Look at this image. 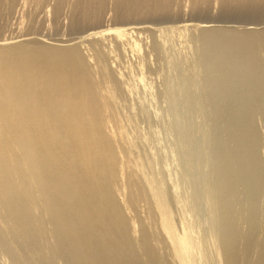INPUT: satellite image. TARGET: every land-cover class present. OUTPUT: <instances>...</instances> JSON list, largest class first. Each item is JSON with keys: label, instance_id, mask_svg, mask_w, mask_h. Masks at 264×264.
<instances>
[{"label": "bare ground", "instance_id": "obj_1", "mask_svg": "<svg viewBox=\"0 0 264 264\" xmlns=\"http://www.w3.org/2000/svg\"><path fill=\"white\" fill-rule=\"evenodd\" d=\"M261 13L0 0V264H264Z\"/></svg>", "mask_w": 264, "mask_h": 264}, {"label": "rangeland", "instance_id": "obj_2", "mask_svg": "<svg viewBox=\"0 0 264 264\" xmlns=\"http://www.w3.org/2000/svg\"><path fill=\"white\" fill-rule=\"evenodd\" d=\"M17 9H19V7H17ZM263 14V15H262ZM258 15V14H257ZM257 15H249V17L250 18H252V19H250L249 17V19H250V21H253V20H255V22L257 21V23L256 24H258V27H259V25L262 23V24H264L263 22H262V20H264V13H261V14H259L258 16H260V15H262L261 17L263 18V19H261V17H259V20H257L258 19V16ZM244 16H246V17H244ZM242 15V16H240V17H237V16H235V17H237V18H235L234 16V19H233V17L231 16V18L233 19V20H235L234 21V24H232V22H233V20H231V18L229 19V21H228V18L229 17H227V18H225V17H219V16H217V17H213V18H203L204 20H206V19H212V21H214L215 20V22L216 23H219V25L220 26H227L228 25V23H229V25L228 26H233V25H235L236 27H238L236 24H239V26H243V25H245L244 23L245 22H247L248 21V18H247V15ZM255 16H257L256 18H255ZM180 17V18H179ZM178 18H177V16L176 17H174V18H171V19H166V20H163L162 21V23L161 24H159V25H161V26H164V25H172V24H174V25H179L180 24V22L179 21H181V20H186V19H190V18H197L198 19V17H196V16H193V17H191V15L189 16V15H187V12H186V15H185V17H183V16H179ZM106 18H108V16L106 17ZM178 19V21H177V19ZM247 18V20H245V19ZM181 19V20H180ZM244 19L245 20V22H244V20H243V22H242V20ZM260 19H261V22H258V21H260ZM170 20V21H169ZM64 21V20H63ZM166 21V22H165ZM175 21H177V22H175ZM232 21V22H231ZM248 22V24H249V27L252 25V27L254 26V21L252 22V24H250L251 22ZM164 22V23H163ZM172 22V23H171ZM179 22V23H178ZM236 22H238V23H236ZM105 23L106 22H104V25H105ZM213 23V22H212ZM216 23H213V24H216ZM240 23H242V25L240 24ZM221 24H223V25H221ZM261 24V25H262ZM102 25H103V23H102ZM218 25V26H219ZM247 25V24H246ZM260 25V27H263V26H261ZM40 26V27H39ZM234 26V27H235ZM16 27V28H15ZM29 27V25H27V27L26 28H28ZM66 26H65V21H64V23H62V21H60L59 22V24H57V26L56 27H53L52 29H48L47 28V26L45 25V24H39L38 25V28H37V31H33V30H31V32H34V33H36V34H38V33H40V35H45V34H51V35H55V37H57V38H59V37H61V35H62V33L65 35V33H66V36H64L65 37V39H69V38H75V37H77L78 36V34H75V36H74V34L73 33H75L74 31H73V33L71 32V30H69L67 27V30H66V28H65ZM18 26H17V24L15 25V24H13L12 26H11V29L10 30H6L5 32H4V35H12V33L11 32H13V35H15L18 31ZM44 29V30H43ZM63 29V30H62ZM54 31V32H53ZM9 32V33H8ZM67 32H68V34H67ZM73 34V35H72ZM54 35H53V37H54ZM70 35H72V36H70ZM54 37V38H55ZM64 39V38H63ZM261 118L263 119V116H264V112H263V114H261ZM263 124H264V122H263V120H262V122H261V124L259 125L258 124V131H260L261 130V128L263 127ZM262 126V127H261ZM263 131H261V136H262V141L264 142V134L262 135V133H264V127H263V129H262ZM262 145V148L264 149V144L262 143L261 144Z\"/></svg>", "mask_w": 264, "mask_h": 264}]
</instances>
